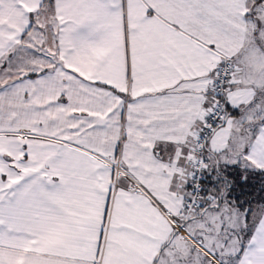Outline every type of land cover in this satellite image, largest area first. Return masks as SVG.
Segmentation results:
<instances>
[{"label": "crops", "instance_id": "crops-1", "mask_svg": "<svg viewBox=\"0 0 264 264\" xmlns=\"http://www.w3.org/2000/svg\"><path fill=\"white\" fill-rule=\"evenodd\" d=\"M246 2L0 0V264H264V204L247 217L208 191L185 211L225 57L206 167L220 171L208 146L229 145L231 171L264 169V55ZM39 18L57 63L16 70Z\"/></svg>", "mask_w": 264, "mask_h": 264}, {"label": "rangeland", "instance_id": "rangeland-1", "mask_svg": "<svg viewBox=\"0 0 264 264\" xmlns=\"http://www.w3.org/2000/svg\"><path fill=\"white\" fill-rule=\"evenodd\" d=\"M253 3H255L254 5H256V8L253 5ZM246 5L248 9V26H249L247 29V38L249 39L253 37V38H256L257 41H261L262 43H258V50H263L261 54L264 55V1L263 2L260 1L257 3V2H254L253 0H247ZM49 21L51 22L48 23L47 20L45 21V19H42V18L41 19L39 18L33 21V26L31 30L29 31L25 39H23V41L20 44V46L26 50V53L24 52V55H22L25 58L21 57L20 59L17 60L18 67L17 65L14 66L16 70H19V71L24 70L25 72H30V71L38 72L41 70H53L54 69V66L57 63V59H56L55 53L53 52V48H52V36L54 35V32H55V26H53L52 20L49 19ZM254 56H255L254 60H257L258 56L257 55H254ZM243 120H244V117H243ZM1 123L2 124L0 125L4 124V122H1ZM240 125L241 123L238 125H235L234 129L238 128ZM219 127H223V124L218 126L216 130H218ZM219 142H223V139L221 138L220 140H217V143ZM227 146L229 145H226L223 147H221V145H218L216 146V150H214V147L212 148L211 146H208L210 150L208 149L206 150V156L209 161L215 160L214 156L216 155L218 156V160H219L218 167L220 168L219 177L222 181H223V176H225V173H227L229 169L231 170V167L229 165L228 166L225 165L226 164L225 159L223 160V157L225 156V153H226L225 150H227L228 148ZM196 156H197L196 148L193 145L192 153H191V160H190L191 163L194 161ZM226 157L227 156H225V158ZM250 172H247V174L245 175L246 182H244L243 186L253 191L254 188L250 187L249 184H252L253 182L252 176L254 175V172L252 173ZM191 174H189V178ZM242 178H244V175L242 176ZM234 183L236 184V182ZM235 187L239 189L238 186H235ZM262 189L264 191V187ZM227 195L228 193H225V196ZM200 201H201V198H200ZM235 237H236L235 242L237 243L236 244L237 246L239 243L244 241V235L242 234L237 233V236Z\"/></svg>", "mask_w": 264, "mask_h": 264}, {"label": "built area", "instance_id": "built-area-1", "mask_svg": "<svg viewBox=\"0 0 264 264\" xmlns=\"http://www.w3.org/2000/svg\"><path fill=\"white\" fill-rule=\"evenodd\" d=\"M233 70V63L225 57L217 66L215 77L210 83V87L212 88L216 100L208 110L207 116L201 125L194 142L197 156L192 162L193 170L189 178L190 195L185 203L186 212H191L201 205L200 196L203 192V182L206 176L207 164L204 157L205 142L213 130L220 125L223 120L225 102L222 97L227 90V85Z\"/></svg>", "mask_w": 264, "mask_h": 264}, {"label": "trees", "instance_id": "trees-1", "mask_svg": "<svg viewBox=\"0 0 264 264\" xmlns=\"http://www.w3.org/2000/svg\"><path fill=\"white\" fill-rule=\"evenodd\" d=\"M253 1L263 2L264 0H253ZM208 170H213V171L209 173ZM206 171L207 172H206L205 180L203 182L204 183L203 192L215 193V191H221V193L223 194L228 193L227 196L230 197V200L234 202L236 200L240 205V207L242 208V210L245 211L246 215L248 214V212L252 210L253 204H264V191L262 189L264 187V169L254 170L251 172L248 171L250 173L254 172V175L252 176L253 182L252 184H249L250 187L254 188L253 191L243 186L244 182H246L245 175L247 174V172H243V171L237 172L235 170L233 171L230 170L227 173H225V176H223V181H222L219 177L220 171L217 172V170L215 168H212V166L210 165H207ZM243 175L244 178H242ZM234 182H236V184ZM235 186H238L239 189H237Z\"/></svg>", "mask_w": 264, "mask_h": 264}]
</instances>
